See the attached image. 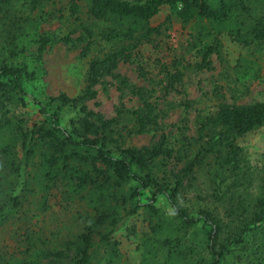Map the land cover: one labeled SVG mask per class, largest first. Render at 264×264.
Listing matches in <instances>:
<instances>
[{
    "label": "trees",
    "instance_id": "1",
    "mask_svg": "<svg viewBox=\"0 0 264 264\" xmlns=\"http://www.w3.org/2000/svg\"><path fill=\"white\" fill-rule=\"evenodd\" d=\"M63 1L84 32L83 56L98 45L104 44L105 50L90 59L86 86L78 97L62 94L38 102L44 120L30 128L23 119L8 118L10 112L0 120V264H131L115 235L128 218L140 213L149 226L138 245L140 264H229L250 248L264 253V176L257 187L241 182L246 166L238 144L264 129V103L221 104L198 123L196 137L184 136L178 149L165 136L147 147L128 148L127 138L159 126V106L155 90L132 86L119 74L121 65L135 63L144 48L161 55L163 39L187 38L195 52L192 60L156 61V77L161 79L157 86L162 97H169L183 85L188 70H209L214 55L223 59L225 35L246 49L264 47V0H0V109L26 106L23 83L33 81L37 73L18 61L30 42L40 45L35 57L41 60L50 38L40 36L35 14ZM165 6L175 13L157 23ZM83 10L103 28L96 32L84 23ZM174 18L180 32H173ZM137 71L140 79L154 82L153 72L144 65ZM107 78L129 89L142 107H119L113 119L92 111L88 103L98 99L97 88ZM66 110L77 113L63 127ZM199 172L210 175L213 190L199 200L213 204L194 211L185 195ZM55 190L65 209H82L75 211L79 229L64 234L30 224L20 236L19 250L2 244L10 218L25 212L34 199L49 213V196ZM147 190L151 197L143 204ZM160 196L167 197L171 215L156 206Z\"/></svg>",
    "mask_w": 264,
    "mask_h": 264
},
{
    "label": "rangeland",
    "instance_id": "2",
    "mask_svg": "<svg viewBox=\"0 0 264 264\" xmlns=\"http://www.w3.org/2000/svg\"><path fill=\"white\" fill-rule=\"evenodd\" d=\"M123 1L144 3L147 0ZM261 10L262 8L259 7L257 14H260ZM174 13L175 10L172 8L163 7L157 23L163 22L168 15ZM35 16L38 18L36 28L40 36L50 38V43L39 60L35 55L40 45L30 42L29 51L18 61L20 64L25 62L24 64L29 69L31 67L37 73L33 81L27 79L23 83L26 106L18 103L0 109V120L5 112H10L8 118L15 122L23 119L27 128L45 119L38 102L45 103L48 98L62 94L71 98L78 97L86 86L90 59L105 50L104 44L98 45L87 57L83 56L84 32L74 24L75 17L72 16L67 1L58 3L56 7H49L44 13L38 11ZM80 18L84 23L92 26L96 32L103 28L100 24L88 19L86 10L82 11ZM181 29V24L174 18L173 32H180ZM186 39L180 37L179 41L175 42L165 38L161 44V55L152 53V49L147 47L134 58L135 63L121 65L119 74L126 77L132 86L156 91L154 101L158 102L160 116L158 127L145 135L127 138L126 147H147L160 142L165 136L170 146L178 149L181 147L184 136L196 137L198 123L203 118L214 115L221 104L242 106L264 103V47L253 46L246 49L227 35L223 37V59L214 55L213 65L209 70L203 72L188 70L184 83L178 91L169 97H162L161 87L157 86L161 79L156 77L158 69L156 61L163 59L171 64L175 59H185L186 63L192 60L195 52L190 44H187ZM139 64L153 72L154 82L139 78L137 71ZM97 89L99 90L98 99L88 103V106L92 111L103 114L107 119L116 117L119 107L124 106L130 110H137L143 105L141 99L112 78H107ZM76 113V110H66L62 126H69L76 118ZM238 144L244 151L246 166L245 179L241 182L257 187L264 176V129L248 134L240 139ZM19 153L22 158V150ZM31 171L32 168L29 172ZM208 175L207 172L197 173L195 181L192 182L193 189L186 192L185 197L192 201L188 206L194 211L201 207H212L213 203L209 199L205 202L199 200V196L208 198L213 191L210 186L211 178ZM230 184L231 182L228 181L226 186ZM150 197V192L144 191L143 204H148ZM32 202L31 207L30 203L26 204L25 212L14 214L2 232V244L12 251L19 250L20 236L24 234L26 228L30 227V224L35 228L61 230L64 234L79 229V220L75 211L82 209L77 206L69 211L65 209L66 205L57 190L49 196L48 204L51 210L49 213L43 211L37 199ZM156 206L168 215L173 213V208L166 196H160ZM219 213L224 215L223 207H220ZM21 218L25 219L24 223L21 222ZM146 233H149V226L144 213L128 218L120 226L115 238L121 243L123 257L129 263H141L142 255L138 250V245ZM257 250L256 247L250 248L242 258L237 254L233 256L229 264H264V253L260 251L256 254Z\"/></svg>",
    "mask_w": 264,
    "mask_h": 264
}]
</instances>
